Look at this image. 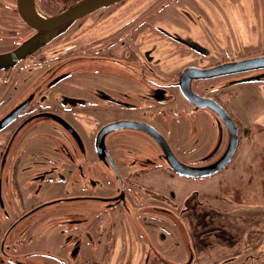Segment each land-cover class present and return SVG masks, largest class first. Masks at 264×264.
I'll use <instances>...</instances> for the list:
<instances>
[{
    "label": "rangeland",
    "instance_id": "rangeland-1",
    "mask_svg": "<svg viewBox=\"0 0 264 264\" xmlns=\"http://www.w3.org/2000/svg\"><path fill=\"white\" fill-rule=\"evenodd\" d=\"M181 1L170 0L168 3L167 0H123L113 3L109 6L120 8L122 14L118 13L119 9H115L111 15H105L106 20L102 22L103 25L98 23L99 20H95L96 15L90 16L86 19L90 29L85 31L84 37L88 34L92 37L96 36L101 26L107 29L118 21H131L135 15L139 16V19L145 20L140 27L142 33L148 32L146 35L150 39V41H144L149 47L144 48L142 44L138 49L139 53L148 51V59H153L151 54L159 55L160 52L157 54L149 50L151 48L149 44L157 43L160 45V50H163L161 52L163 58H159L161 62L158 61L157 69L160 71V64L163 66L167 63L166 68L163 66L165 69L172 65V72L157 73L158 81L160 76L173 80L181 64L200 67L202 64L211 65L216 62L264 54V0H222L217 1L216 4L211 0H199L192 4L191 0L185 1L186 3L184 0ZM216 7L219 11H216ZM148 15H150L148 19L144 18ZM78 38L83 39V36ZM48 44L50 52L47 53L53 54L51 47L53 42ZM180 55L184 57V60H177ZM104 63L113 66L111 65L113 62L104 61ZM30 68L29 65L19 72L16 66L9 76L8 85L2 81V74H0V115L22 97L24 92L31 90L32 77L39 71ZM263 70L264 68L224 74L194 82L193 87L198 93L209 95L211 94L208 92L209 87L201 88L204 83L221 85L216 90L220 102L237 120L239 126L247 127L249 136L247 137L243 131L237 152L231 161L220 171L207 176L191 177L170 172L164 167L165 162L157 159V164L152 163V167H148L141 174L133 175L131 183L126 184L127 187H131L130 193L128 189L125 195L127 206L131 209V212H127L126 208L123 209V212L129 213L126 217L117 206L106 210L107 202L101 201L112 196L116 191L114 172L111 170L113 173L111 176L110 170L99 167L94 174L92 169L90 178L97 179V182L94 185L89 184L87 178L76 174L77 169L76 171L70 169L61 157V153H56L55 148L59 141L57 134L44 125V121L33 120L25 126L26 128L15 134L16 137L13 139L16 150L21 151L18 154L22 156L17 176L18 180L24 183L21 186L27 187L22 193L31 194V188L36 186V183L29 184L30 174L52 165L54 167L50 171L59 174L60 169L59 175L64 178L63 181L59 176H50L51 179L60 180L57 185L59 189L57 194L64 191L67 195H74L76 199L92 194L95 199H75V203L68 205V208L71 206V209H76V214L82 213L86 216L87 219L84 221L72 224L65 221L66 218H63V215L69 209L46 213L45 218L28 222L31 230L24 238L18 235L13 236V233L9 234L10 243H13L14 247H20L22 251H50L61 255L68 253L70 245L66 244L67 237L75 232L79 233L76 236L77 241L87 246L92 245L85 233L87 231L95 241L93 246L96 245L99 248L105 243V234L113 235L112 245L115 250L113 253L112 249L108 264H122L128 261H131V264L136 262L139 264L143 262L145 254L149 253L151 257L153 252L161 257L154 264H264V192L259 188L261 179L253 176L254 180L250 183L252 190L248 192L251 198H247L246 202L230 203L215 196L219 185L227 181L242 176L247 177L253 172L264 176V171L256 164L257 159L264 156L262 130L264 129V78L246 79L262 74L259 72ZM123 74H101L98 80L104 84L106 76L109 81L107 85L114 86L116 89L123 90L133 86V88L139 87V92H144L145 86L138 82V78L135 79V84L132 80L127 81L129 78L127 75L131 76L132 73ZM91 76L96 79V82L98 81L96 73H92ZM78 77L80 82L84 81L85 73H78ZM48 79L47 75L38 85L45 86L44 83ZM236 80L239 81L233 82ZM167 93L172 94L175 101L171 103L168 101L167 104L161 102L159 107V103L155 100L143 102V99H139L136 95V101L140 102L142 109L126 111L122 116L139 118L155 125L181 162L193 166L204 164L209 155L207 150L210 151V146H215L220 139L217 138L220 128H217L215 124L218 117L206 107L192 108L176 86L168 87ZM161 108L165 110L160 111ZM73 116H76V119ZM73 116L65 117L71 123L77 122L85 126L84 130L83 125H80L79 128L82 131L79 132L87 147L90 148L92 142L91 138L86 136V129L92 126V119L87 120V117L82 114ZM78 119L87 121V124L76 121ZM19 120L20 118L14 120L0 131V141L8 138L15 130L16 124L21 123ZM223 130L221 146L214 157L220 154L227 142L225 127ZM202 134H204L203 141L201 140L202 144L198 146L195 141L197 138L200 140ZM117 135H129L141 141L140 143L136 140L130 141L126 136L110 141L107 139L111 153L114 152L113 146L118 141L123 152L120 154H124L127 159L139 157L140 151L148 154L143 145L147 141L155 151L159 150L158 146L156 147L154 142L142 132L125 128ZM18 140L22 143L17 142ZM127 149L138 150V152L136 155L127 153ZM204 154L206 155L202 159ZM114 156H116L115 153ZM94 159V155H91L90 160ZM82 161L79 158L76 160L77 164H81ZM117 163L119 162L116 160ZM82 164L84 173L88 176V169H85L86 163ZM247 164H249L248 169ZM134 166V169L138 167L137 164ZM21 167H25V170L21 171ZM117 167L121 175L125 176L127 169L124 170L120 164ZM73 172L76 177L72 174ZM6 173L8 180H11L12 170L8 169ZM40 192L41 190L34 197L40 195ZM2 196L3 199L6 198L5 194ZM37 199L40 198L37 197ZM131 204L132 206L136 204L134 208L138 212L133 210ZM165 208L169 211L163 210ZM4 221L0 218L2 226L5 225ZM21 226L22 224L18 225V228ZM103 228L107 231L100 234ZM109 239L107 237L106 240L110 241ZM20 262L19 264H25L23 258Z\"/></svg>",
    "mask_w": 264,
    "mask_h": 264
},
{
    "label": "flooded vegetation",
    "instance_id": "flooded-vegetation-1",
    "mask_svg": "<svg viewBox=\"0 0 264 264\" xmlns=\"http://www.w3.org/2000/svg\"><path fill=\"white\" fill-rule=\"evenodd\" d=\"M81 1L82 0H30V4L32 8L38 12V15L51 18L61 14L67 8ZM122 1L123 0H119L118 2ZM171 1L173 2L179 0ZM185 1L188 0H184V3H186ZM197 1L199 2V0H191L190 3H196ZM211 1L215 2L216 4L217 1L221 2L222 0ZM167 2L169 3L170 0H167ZM115 9H119L120 11V8L118 7H112L109 5L102 6L69 21L62 26L56 27L52 30L41 31L31 27L27 22L24 21L20 15L17 0H0V55L11 53L16 48L25 45L27 42L38 36H42L44 34L48 35V38L43 44L36 47L31 52L26 53L23 57L18 58L14 65L7 68H0V72H2L0 73L2 74V81L7 83V85L9 76L16 66L19 72L26 69L29 65L31 66V70L38 69L39 71L36 72L37 74L32 77L33 82L31 90L29 92H24L22 97L16 100L5 112L1 113L0 115L1 119L5 115L9 114L18 105L26 102L25 106L21 108L3 127L0 128L1 131L8 124L20 118L19 121H21V123L19 122V124H16L17 126L15 130L11 132L6 140L0 141V218L5 220V225L2 226L0 224V263L2 264H19L21 263V258H23V263L25 264H108V262H110L109 257L112 255V249L113 253L115 250V247L112 245L113 235L108 236L105 234V238L107 239V237H109L110 241L105 239L106 244L104 243L102 247L99 248L96 245L93 246L95 241H93L92 237L88 235L87 231H85V233L88 239L90 238L89 240L92 245L88 244L87 246V244H81L80 241H77L76 236H78L79 233L75 232L67 237L68 240L66 244L70 245L68 253H62L61 255L52 253L50 251H22L20 247H14L15 245L10 243L9 234L13 233V236L18 235L24 238L26 233L31 230V226L28 224V222H36L40 219H43L46 217V213L62 209H69L63 215V218H66L65 221L68 223L72 224L87 219L82 213L76 214V209H71V206L68 208V205L75 203L74 201L76 197H74V195H67L64 191H61L57 194L59 191L57 186L58 182L60 180L64 181V178L59 175L60 169L59 174L52 173V171H50L54 167L52 165L46 167L47 169H42L37 173L34 172L30 174L31 176H28L30 180L29 184L31 185L36 183V186L31 188V194L28 193L27 195H24L22 193V191L27 188L24 186L22 187L21 184L24 183L20 182L17 178L19 168L18 166L21 159L20 157L22 156L18 154L21 151L18 152V150H16L17 148L14 146L13 139L16 137L15 134L17 135L19 131H21L23 128H26L25 126L30 124L33 120L39 122L44 121V125L50 127V129L57 134L56 136H58L57 139H59V141L58 143L56 142V148L54 147L56 153H61V157L67 162L66 164L70 166V169L72 171H76L77 169L76 174H79V176L82 178H87L86 180L89 184L94 185L97 182V179L90 178L92 169H94V174L98 171L99 167L110 171L112 170L114 172L117 183L115 185L116 191L113 194L114 196H108V198L106 197V199H101V201L107 202L105 204L106 210L114 209L117 206L122 211L124 217L129 216V213L123 212L124 208L127 209V212H131V209L129 206H127L125 195L126 190L129 189V193L131 191V187H127L126 184L131 183L133 175L141 174L142 171L148 167H152L151 164L156 163L157 159L164 161V167L170 172H176L165 160L162 150L157 142L149 133L142 130L141 128L121 127L108 131L103 135V139L99 144L100 146L103 145L104 150L97 149L96 139L100 129L108 123L114 121L129 120L145 123L151 125L158 131L155 125H152L146 120H140L139 118L135 117H123L122 115L126 111L132 112L135 109L136 111L142 109L140 102L136 101V95H138L139 99H143V102H145V100H147V102L148 100H155L156 103H159L158 107L161 105V102L162 104H167L168 101L170 103L174 102L175 98L173 99L172 94L170 95L167 93V88L172 86L179 88L177 85L179 74L184 68L189 66H182L183 64L179 65L180 69L176 71L177 76L173 80L160 76L161 78L158 81L157 73L172 72V65L168 69H165V65H167V63L163 65L165 68H163V66L160 64V71L157 69L156 66L158 65V61L161 62L159 58H163V55L161 54L163 50H160V45L157 43L149 44L151 46L149 50L157 54L160 52L159 55L151 54V58L153 59H148V51H142V53L140 51L139 53L138 49L142 44L144 45V48L149 47L148 45H145L144 41H150V39L147 38L146 35L148 32L143 34L142 29L140 28L145 20L142 18L139 19V16L136 15L131 18V21H118L107 29H103L101 26L99 32L96 33V36L92 37L90 34H88L84 37L85 31L87 32L90 29V24L86 21L87 18L92 15H96L95 20H99L98 23L102 24V22L106 20L105 15H111ZM119 11L118 13L122 14V11ZM216 11H219V8L216 7ZM150 15L144 18L148 19ZM78 36H83V39H79ZM49 42H53V45L51 46L53 54L47 53L50 52L48 50ZM178 59L182 61L184 60V57L180 55V58H177V60ZM104 61H110V63L113 62V64H111L113 66L105 64ZM218 64H220V62H216L211 65L202 64L200 67H196L208 68ZM128 72L132 74L131 76L127 75V77H129L127 78V81L130 82V80H132L133 83L135 82L136 84L135 79L138 78V82L143 83L145 86L143 93L139 92V87L133 88L132 86L120 90L116 89L114 86L112 87L111 85H107L109 84V81L106 76L104 84L98 80L101 74H123ZM78 73H85L84 81L80 82L78 80ZM92 73L97 74V82L96 79L91 76ZM259 73L264 74V70L260 71ZM262 74L261 78H264V75ZM47 75L49 76V79L46 83H44L45 86L38 85ZM197 80L200 81L204 79H193L191 81V87L196 93L198 92L193 86L195 85L194 82ZM202 87L205 89L209 87L210 91L208 92H211V94L198 93L199 95L213 98L226 110V108L220 102L216 92V90L220 88L221 85L215 86L211 83H204L201 88ZM52 88L54 89L52 90ZM121 98L127 99L128 101H125ZM185 100L191 105L192 108L195 109L193 104H191L187 99ZM153 107L155 108V106ZM182 109H185V107H182ZM161 110L165 109L161 108L160 111ZM227 113L237 127L239 143L243 131L247 137L249 136V133H246V131H248L246 130L247 127L239 126L237 120L234 119L228 111ZM74 114H82L87 117V120H90V118L92 119V126H89V128L86 129V136L91 138L92 142L90 148L87 147L85 140L80 134L82 130H80L79 126L83 124H78L77 122L71 123L65 117L67 115L70 117ZM214 114L218 117L216 113ZM75 117L76 116H73V118ZM76 121L87 124V121H82V119H78ZM215 124L217 128H220L218 133L219 137H217L220 139L215 146H210V151L207 150L209 155L204 164L196 166L206 165L215 161L226 149L229 138L228 128L219 117L217 120H215ZM83 127L85 130L84 125ZM224 127L227 134V142L220 154L217 157H214V154L217 153V150L221 146ZM125 128L132 129L134 131L136 130L138 132H142L144 135H147L150 140L154 142V145H156V147L158 146L159 150L155 151L147 141V143H144L143 145L148 154H145L144 152L142 153L140 151L139 157L127 159L124 154H120L123 153L122 147L119 142L116 141L113 146L115 147L113 150L114 152L111 153V151L108 149L107 139L110 141L115 140L116 138L122 139L124 136H126L130 139V141H137V138L133 136L117 135L118 133L125 130ZM158 132L160 133V131ZM203 135L204 134H202L200 137V140L199 138L196 139V145L200 146V144H202ZM17 142L22 143L21 140H18ZM137 142L140 143L141 141ZM214 143L215 141L213 144ZM126 151L127 153H132L135 155L138 152V150L135 151L133 149H127ZM236 152L237 148L233 156L236 154ZM15 153L16 155H14ZM114 153L116 156H114ZM91 155H94V160H90ZM205 155L206 154L203 155L202 159H204ZM78 158L81 159V161L83 160L82 163H86L85 169H88V176H86L84 173L83 164H77L76 160H78ZM116 160L119 163L116 164ZM118 164H120L124 170L127 169L125 176L121 175L117 167ZM134 164H137L138 166L136 169H134ZM227 164L224 165V167H226ZM8 169L12 170L11 180H8V176L6 175V171ZM22 170L24 171L25 167H21V171ZM112 171L110 172L111 176L113 174ZM101 173L103 174L104 172ZM72 174L75 176L74 172ZM51 175L53 177L59 176L60 180H57L56 178L51 179ZM42 180L46 182H40ZM39 190H41V192L37 197L40 199L36 200L37 197L35 198L34 196L39 193ZM3 194L6 195L5 199L2 198ZM78 199L87 200L95 198L91 194L83 198H77L76 200ZM134 206H132L133 210L138 212ZM163 210L169 211L166 208ZM47 218L52 219L49 217ZM21 224L22 226L18 228V225ZM73 227L75 228V224ZM106 231L107 229L103 228L100 231V234H104ZM72 238H75V240L72 241ZM98 248L99 252H97ZM156 255L157 253L155 252H153L151 257L149 253H147V255L145 254L143 262L139 264H154ZM138 262H140V260H138ZM122 264H131V261ZM134 264L138 263L136 262Z\"/></svg>",
    "mask_w": 264,
    "mask_h": 264
},
{
    "label": "water",
    "instance_id": "water-1",
    "mask_svg": "<svg viewBox=\"0 0 264 264\" xmlns=\"http://www.w3.org/2000/svg\"><path fill=\"white\" fill-rule=\"evenodd\" d=\"M17 1L20 15L22 16L24 21L35 29L47 31L62 26L65 23L74 20L96 8L113 4L115 2H118L119 0H82L81 2L67 8L61 14L53 16L51 18H46L42 15H38V12H36L32 8L30 0ZM47 38V34L38 36L27 42L25 45L16 48L11 53L0 55V68H7L9 66L14 65L18 58L23 57L26 53L31 52L36 47L43 44ZM263 68L264 54L239 60L222 62L218 65L208 68L188 66L184 68L179 74L177 85L179 87L181 95L195 107H207L208 109L212 110L218 115V117L228 128L229 138L226 149L215 161L209 164L202 166H190L185 163H182L175 157L166 139L154 127L145 123H139L129 120L114 121L103 126L100 129L96 139L97 149L104 150L103 145L100 146L99 144L103 139V135L108 131L121 127L141 128L153 137V139L161 148L165 160L170 165V167H172L173 170H175L177 173L191 177H200L213 174L223 168L224 165L229 162V160L235 153L238 144L237 127L231 117L228 115L227 111L217 101H215L213 98L204 97L196 93L191 87V81L193 79H206L224 74H231ZM261 77V75H254L246 79H260ZM25 103L26 102L18 105L9 114L1 118L0 128L3 127L21 108H23L25 106Z\"/></svg>",
    "mask_w": 264,
    "mask_h": 264
},
{
    "label": "trees",
    "instance_id": "trees-1",
    "mask_svg": "<svg viewBox=\"0 0 264 264\" xmlns=\"http://www.w3.org/2000/svg\"><path fill=\"white\" fill-rule=\"evenodd\" d=\"M262 130L264 132V129ZM246 133H250L249 130L246 131ZM256 164H258L264 171V156H260L259 159H257ZM248 167L249 164H247V169ZM253 176L261 179L259 188L264 192V176H260L258 173L253 172L250 173L247 177L242 176L219 185L215 196L230 203H243L248 201L247 198H251V195L248 194V192L252 190L250 187V183L254 180ZM160 259L161 257L159 255H156L154 261H159Z\"/></svg>",
    "mask_w": 264,
    "mask_h": 264
},
{
    "label": "crops",
    "instance_id": "crops-1",
    "mask_svg": "<svg viewBox=\"0 0 264 264\" xmlns=\"http://www.w3.org/2000/svg\"><path fill=\"white\" fill-rule=\"evenodd\" d=\"M239 80L233 81V82H238Z\"/></svg>",
    "mask_w": 264,
    "mask_h": 264
}]
</instances>
